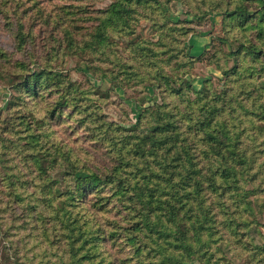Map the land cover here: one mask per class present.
Returning a JSON list of instances; mask_svg holds the SVG:
<instances>
[{"label":"rangeland","instance_id":"1","mask_svg":"<svg viewBox=\"0 0 264 264\" xmlns=\"http://www.w3.org/2000/svg\"><path fill=\"white\" fill-rule=\"evenodd\" d=\"M0 264H264V0H0Z\"/></svg>","mask_w":264,"mask_h":264},{"label":"crops","instance_id":"2","mask_svg":"<svg viewBox=\"0 0 264 264\" xmlns=\"http://www.w3.org/2000/svg\"><path fill=\"white\" fill-rule=\"evenodd\" d=\"M207 41L204 39H200L199 37L195 38L194 49H197V52H196L197 54H200L201 52L204 51V49L206 48Z\"/></svg>","mask_w":264,"mask_h":264},{"label":"trees","instance_id":"3","mask_svg":"<svg viewBox=\"0 0 264 264\" xmlns=\"http://www.w3.org/2000/svg\"><path fill=\"white\" fill-rule=\"evenodd\" d=\"M98 181H99V178L98 177H95V178L92 179V181L90 183H92V182L95 183V182H98Z\"/></svg>","mask_w":264,"mask_h":264}]
</instances>
